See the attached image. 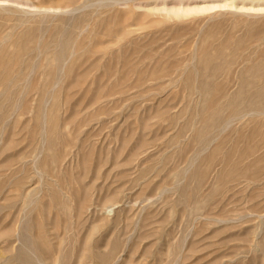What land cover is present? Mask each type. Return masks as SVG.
<instances>
[{
    "label": "rangeland",
    "instance_id": "rangeland-1",
    "mask_svg": "<svg viewBox=\"0 0 264 264\" xmlns=\"http://www.w3.org/2000/svg\"><path fill=\"white\" fill-rule=\"evenodd\" d=\"M263 124L264 0H0V264H264Z\"/></svg>",
    "mask_w": 264,
    "mask_h": 264
},
{
    "label": "bare ground",
    "instance_id": "bare-ground-1",
    "mask_svg": "<svg viewBox=\"0 0 264 264\" xmlns=\"http://www.w3.org/2000/svg\"><path fill=\"white\" fill-rule=\"evenodd\" d=\"M259 113V112H258ZM263 113V112H262ZM240 115V114H239ZM261 123H263V121L261 122ZM257 128V127H256ZM255 132H256V134L257 135H261V137H263L264 136V124L263 125H261V126H259V128L258 129H256L255 130ZM250 133V132H249ZM250 135V134H249ZM252 135H254V134H251V137H252ZM249 138V137H248ZM264 146V145H263ZM262 147V146H261ZM263 148V147H262Z\"/></svg>",
    "mask_w": 264,
    "mask_h": 264
}]
</instances>
